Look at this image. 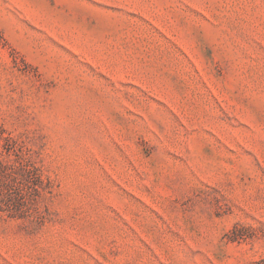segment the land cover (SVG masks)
<instances>
[{"label": "rangeland", "instance_id": "1", "mask_svg": "<svg viewBox=\"0 0 264 264\" xmlns=\"http://www.w3.org/2000/svg\"><path fill=\"white\" fill-rule=\"evenodd\" d=\"M0 264H264V0H0Z\"/></svg>", "mask_w": 264, "mask_h": 264}]
</instances>
